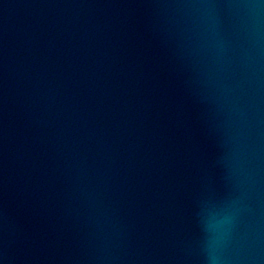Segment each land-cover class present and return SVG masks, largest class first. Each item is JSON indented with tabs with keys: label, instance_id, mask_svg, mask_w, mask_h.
<instances>
[{
	"label": "water",
	"instance_id": "95a60500",
	"mask_svg": "<svg viewBox=\"0 0 264 264\" xmlns=\"http://www.w3.org/2000/svg\"><path fill=\"white\" fill-rule=\"evenodd\" d=\"M0 264H264V0H0Z\"/></svg>",
	"mask_w": 264,
	"mask_h": 264
}]
</instances>
